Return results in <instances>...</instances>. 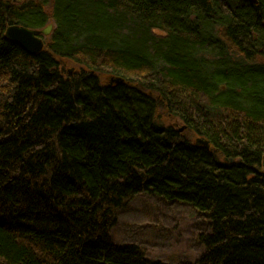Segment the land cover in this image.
Listing matches in <instances>:
<instances>
[{
	"label": "trees",
	"instance_id": "obj_1",
	"mask_svg": "<svg viewBox=\"0 0 264 264\" xmlns=\"http://www.w3.org/2000/svg\"><path fill=\"white\" fill-rule=\"evenodd\" d=\"M141 196L206 224L196 261L114 243ZM0 264H264V0H1Z\"/></svg>",
	"mask_w": 264,
	"mask_h": 264
},
{
	"label": "rangeland",
	"instance_id": "obj_2",
	"mask_svg": "<svg viewBox=\"0 0 264 264\" xmlns=\"http://www.w3.org/2000/svg\"><path fill=\"white\" fill-rule=\"evenodd\" d=\"M53 25V24H52ZM44 38L47 45L52 33ZM46 48V47H45ZM61 70L65 75L70 70L79 71V66L64 61ZM106 81V77H101ZM112 82V80L110 81ZM166 126L185 131V123L181 119L167 117L160 119ZM182 131V132H183ZM193 143L202 138L187 134ZM120 222L112 238L116 244L134 243L145 249L150 259L169 263L196 261L203 248L197 243V235L206 231V224L191 210L182 206L168 207L150 196L136 198L127 211L120 214Z\"/></svg>",
	"mask_w": 264,
	"mask_h": 264
},
{
	"label": "water",
	"instance_id": "obj_3",
	"mask_svg": "<svg viewBox=\"0 0 264 264\" xmlns=\"http://www.w3.org/2000/svg\"><path fill=\"white\" fill-rule=\"evenodd\" d=\"M246 1L257 3V0ZM53 27L54 26L51 24L43 30H34L22 26H11L6 31V39L11 43L20 46L28 54L37 55L44 51V38L48 37L51 34ZM69 73L72 74L73 70H70ZM116 82L121 83L122 81L117 80ZM182 131L183 130H181L180 132ZM198 143L201 144V141H199ZM203 144L207 148L209 147V143L204 142Z\"/></svg>",
	"mask_w": 264,
	"mask_h": 264
},
{
	"label": "bare ground",
	"instance_id": "obj_4",
	"mask_svg": "<svg viewBox=\"0 0 264 264\" xmlns=\"http://www.w3.org/2000/svg\"><path fill=\"white\" fill-rule=\"evenodd\" d=\"M9 28V27H8ZM7 28V29H8ZM7 29H6V31H7ZM5 37H6V32H5ZM62 72H63V74H65V71L64 70H62ZM117 80H121V79H113L112 80V82H115V83H119V82H116ZM122 81V80H121ZM122 83V82H121ZM204 142H207V141H205V140H201V145H203V146H205L203 143ZM208 143V142H207ZM206 147V146H205ZM133 202V201H132ZM131 202V203H132ZM131 203H130V205H131ZM130 205L124 210V211H127L128 209H129V207H130ZM124 211H122V212H124ZM122 212H120L119 213V215H118V223H117V225L115 226V228L111 231V239L113 240V238H112V235H113V233H114V231L116 230V228L118 227V225H119V222H120V214L122 213ZM114 241V240H113ZM115 243V242H114ZM151 260H153V259H151ZM154 261H158V260H154Z\"/></svg>",
	"mask_w": 264,
	"mask_h": 264
}]
</instances>
